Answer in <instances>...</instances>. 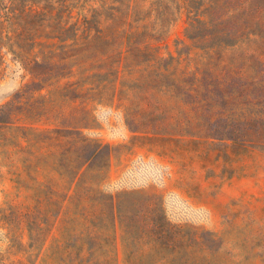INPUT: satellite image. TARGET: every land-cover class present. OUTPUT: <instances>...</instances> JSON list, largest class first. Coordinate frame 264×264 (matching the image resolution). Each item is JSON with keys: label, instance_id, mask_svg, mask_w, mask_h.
<instances>
[{"label": "rangeland", "instance_id": "rangeland-1", "mask_svg": "<svg viewBox=\"0 0 264 264\" xmlns=\"http://www.w3.org/2000/svg\"><path fill=\"white\" fill-rule=\"evenodd\" d=\"M185 25L170 27L163 55L192 51ZM1 51L0 108L29 79ZM223 55L248 66L239 49ZM119 87L124 99L96 105L82 131L105 148L60 212L57 114L0 145V264H264V146L221 139L227 129L165 87ZM28 133L40 141L28 145Z\"/></svg>", "mask_w": 264, "mask_h": 264}, {"label": "trees", "instance_id": "trees-1", "mask_svg": "<svg viewBox=\"0 0 264 264\" xmlns=\"http://www.w3.org/2000/svg\"><path fill=\"white\" fill-rule=\"evenodd\" d=\"M181 18L192 51L165 56ZM26 46L41 49L19 51ZM5 47L29 79L0 108V145L48 109L57 114L59 212L83 167L102 155L105 145L82 131L93 126L96 105L124 99L119 85L165 87L227 129L221 139L264 146V0H0V68ZM228 48L241 50L248 66L224 63ZM206 80L212 89L203 93ZM31 136L23 135L34 146L40 140Z\"/></svg>", "mask_w": 264, "mask_h": 264}]
</instances>
